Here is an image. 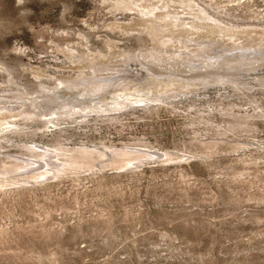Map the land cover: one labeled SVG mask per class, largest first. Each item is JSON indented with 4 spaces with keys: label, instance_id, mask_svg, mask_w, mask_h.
Segmentation results:
<instances>
[{
    "label": "rangeland",
    "instance_id": "1",
    "mask_svg": "<svg viewBox=\"0 0 264 264\" xmlns=\"http://www.w3.org/2000/svg\"><path fill=\"white\" fill-rule=\"evenodd\" d=\"M167 14L178 18L176 26L161 21ZM188 38L208 50H182L179 41ZM195 51L202 53L198 59L188 56ZM154 52L157 58L150 57ZM214 54L249 60L229 71L244 79L239 88L203 75L188 86L186 77L228 68L223 58L209 60ZM258 59H264V0H0V107L16 108L0 116L9 123L0 124V135L19 120V93L27 89L47 87L49 95L64 96L61 103L94 99L91 107L123 91L164 96L171 90L164 103L88 119L67 116L34 135L10 134L11 144H0V160L19 156L16 145L58 141L180 157L151 156L122 170L83 169L22 189L8 185L0 191V264H264V66ZM128 71L135 76L122 74ZM85 80L110 85L95 93L93 85L69 88ZM232 114L250 118L249 129H229ZM39 122H27L28 132Z\"/></svg>",
    "mask_w": 264,
    "mask_h": 264
},
{
    "label": "bare ground",
    "instance_id": "2",
    "mask_svg": "<svg viewBox=\"0 0 264 264\" xmlns=\"http://www.w3.org/2000/svg\"><path fill=\"white\" fill-rule=\"evenodd\" d=\"M144 11L146 12L144 14L145 17H151L154 15L156 10L153 8V9H150V10L147 9V11L146 10ZM161 21H166V22L169 21L170 24H172L173 26H176L178 18L171 14H167ZM167 42L168 40L165 39L163 40L162 43L166 44ZM179 42L182 45V50H190V48L192 47H195L199 50H204V51L208 50L207 43L202 42V43L193 45L192 44L193 41L191 38H188L186 40L182 39ZM258 48H260V46H258ZM233 50L234 49L232 50L229 49L227 51L232 53ZM156 52H158L159 54L163 53L162 50H158ZM156 52L152 53L150 57L157 58L159 54H157ZM164 52L167 54L171 53L168 51H164ZM183 52L175 51V53L173 54L175 57L181 58L184 56ZM172 53H171V56H173ZM201 54L198 51L197 52L195 51L192 54H188V56L190 55L193 58L198 59L201 56ZM212 58L216 59V58H223V57L222 55L214 54L209 57V60H212ZM223 59L225 63H227L226 66H228V68H226L225 66L224 68H226V72L228 73L218 72L220 70H224V68L222 69L219 68L218 71L216 72L207 71L205 72L207 73L206 74L207 76L204 75L205 73L203 74V72L201 74L198 73L199 75L197 76L184 78L185 81H188V84H189L188 86L190 87V85H194V82L192 83L191 80L201 75L205 77H213L214 79H212V81L216 80L219 83L231 82L237 85L243 84L242 81L244 79L241 80L240 77L238 78L236 74L230 73L229 71L233 69L234 64L235 65L239 64L243 66L244 65L243 63L246 60L242 61L241 58H237V59L223 58ZM247 61L249 62V60ZM260 62L261 64H259V67L264 66V59L256 60L255 64L260 63ZM252 63H254V60H251L250 64L252 65ZM0 64L3 65V63H0ZM222 64H224V62H222ZM251 69L256 70L259 68H256L253 65ZM233 70H236V69H233ZM151 71L153 72L152 69ZM9 72H10L9 76L12 75V72L10 70ZM122 74H125V75L128 74L127 76H131V75L135 76V74H132L131 71L124 72ZM199 80L201 79L199 78ZM9 83H14L15 85L19 84L18 81H12ZM183 83L186 84V82H183ZM261 83L264 86L263 80H261ZM58 84H62V82H59ZM89 85H93L92 90H89V88L91 87ZM109 85L110 84L106 82L102 84H96V83H92L90 80L89 81L85 80L82 82L71 83L69 88L82 86V87H85V89L95 93L97 91L99 92V91L105 90L106 88L109 87ZM239 85H238V88H239ZM188 86H181L180 88L183 90L185 88H188ZM41 88L42 90L38 89L35 92H30L27 89L26 92L19 93L20 95L23 96V98L17 102L18 103L20 102L21 104H23L24 111L18 114L19 120H14L13 122H10V123H13L14 128L8 131L7 134L5 133L6 134L5 137H4V134L0 135V144H2L3 142L11 144L13 138L10 137L11 136L10 134L17 133L23 136H30V135H34L39 129H47L49 128V126H52V125L58 126L60 125L59 124L60 122L63 123V121L65 120V117L67 116H71L72 119H76V116L80 115L78 118L88 119V117L93 113H96V115L103 114L104 116V115L112 114L114 112H119V111L121 112L122 110L126 108H130L131 106L138 105V104L144 105L147 107L152 104L164 103L165 95H167V93L171 91L170 90V91L165 92V94H163L164 96H162V94H160L159 96H156V95L149 96V93L147 92H144V93L139 92V91L136 92V90H135L136 93H133L131 91H123V92H120L116 96V98H114L112 102H102L96 107H91L88 101H90V103L93 104L95 103L94 99H89L88 101H85V99L84 101H81V100L74 101L75 99L74 98V99H70L68 102H64L62 100L63 103H61L60 99L64 98L63 95L58 96V97L51 96L49 95L50 90L47 89V87H41ZM1 99L2 98H0V103L3 102L1 101ZM56 103H61V104L60 106L58 105L55 107ZM255 103H257V101ZM52 106H54L58 110L55 111V109H53ZM8 110H16V108H14L13 106L7 107L4 104L3 107H0V116H2L4 112H8ZM84 113H90V114L86 115ZM239 116L236 117L234 115V120L231 122V124H229L230 126L229 129L238 130L240 127L244 129H249L250 126H248V124H249L250 118L247 119V117L244 118V117H241V116L239 117ZM37 119H39L40 122L37 124L35 130L29 133L28 129L30 128V124H28L27 122H30V121L34 122V120H37ZM0 124L4 125V124H9V123L5 122L4 119H2V121H0ZM11 146H15L14 143ZM16 146L21 149L19 156L6 155L4 157L5 158L4 160H0V191H2L8 185L15 186L16 188L22 189V188H28V186H35V185H39L42 183H47V182L62 178L68 175L69 173H73V174L80 173V170H83V169L84 170H95V169L101 170L102 168H111L114 170H122L126 168H138V163H140V160H143L144 158H148L151 156H158L159 158H164L166 161H171L175 158H180L171 152H164L163 154H158V153H152V152H148L142 149H138V147L117 148L115 146H110V147L107 146L104 150H100L97 148L93 149V148H89L88 146H79V147L69 148V147L64 146V144H62L60 141L56 142V144L48 145L47 147L27 145V143H24L22 145H16Z\"/></svg>",
    "mask_w": 264,
    "mask_h": 264
}]
</instances>
